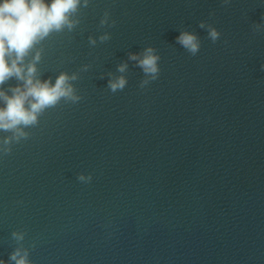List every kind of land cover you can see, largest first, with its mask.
I'll use <instances>...</instances> for the list:
<instances>
[{
  "label": "clouds",
  "instance_id": "9594fccd",
  "mask_svg": "<svg viewBox=\"0 0 264 264\" xmlns=\"http://www.w3.org/2000/svg\"><path fill=\"white\" fill-rule=\"evenodd\" d=\"M88 3L89 0H83V4L81 0H0V104L3 105L0 106V131L12 133V137L6 138L2 145L10 144L13 139L17 142L26 139L28 134L23 129L37 125L39 116L46 109L55 107L61 99L73 102L79 99L71 84L77 79L75 73L70 76L62 72L53 84L51 79L40 80L37 77L40 51L30 63L26 64L25 58L53 32L72 31L80 23L78 14L81 8L87 7ZM105 23L106 20L101 21V25ZM201 27H204L203 23ZM209 35L215 41L219 34L213 28ZM99 39L104 42L110 36L105 33ZM177 41L193 55L199 50L194 34L182 32ZM89 42L96 44L91 37ZM129 59L137 61L146 75L153 79L157 77L160 58L152 47L146 48L142 56L130 54ZM126 69L127 65L121 64L118 71L123 73ZM13 78L19 83L4 91L3 85ZM126 83L125 77L119 76L109 81V87L115 92L122 90ZM0 151H10V148L0 146ZM12 238L17 242L23 241L24 233L14 231ZM0 264H30L28 251L17 247L9 260H0Z\"/></svg>",
  "mask_w": 264,
  "mask_h": 264
},
{
  "label": "water",
  "instance_id": "95a60500",
  "mask_svg": "<svg viewBox=\"0 0 264 264\" xmlns=\"http://www.w3.org/2000/svg\"><path fill=\"white\" fill-rule=\"evenodd\" d=\"M188 1L89 0L88 6L81 8L78 14L80 23L72 31L53 32L35 46L25 63H30L40 51L37 77L48 80ZM102 20H106L103 25ZM105 33L110 39L101 42L99 38ZM90 37L96 40L95 45L90 44ZM18 83L13 78L3 85V90L7 92Z\"/></svg>",
  "mask_w": 264,
  "mask_h": 264
}]
</instances>
